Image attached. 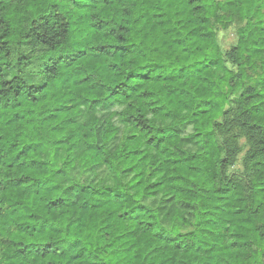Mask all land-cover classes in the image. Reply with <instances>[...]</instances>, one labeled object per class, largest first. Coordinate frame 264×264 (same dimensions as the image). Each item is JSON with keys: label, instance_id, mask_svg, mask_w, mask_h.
<instances>
[{"label": "trees", "instance_id": "16d2710c", "mask_svg": "<svg viewBox=\"0 0 264 264\" xmlns=\"http://www.w3.org/2000/svg\"><path fill=\"white\" fill-rule=\"evenodd\" d=\"M258 221L264 0H0V264H264Z\"/></svg>", "mask_w": 264, "mask_h": 264}, {"label": "clouds", "instance_id": "9594fccd", "mask_svg": "<svg viewBox=\"0 0 264 264\" xmlns=\"http://www.w3.org/2000/svg\"><path fill=\"white\" fill-rule=\"evenodd\" d=\"M55 51L58 52L59 50L57 49ZM48 54L51 55L53 53L49 52ZM142 64H146V65H148V67H142L141 66ZM49 71L52 72L54 79L59 78V72L58 71H56L54 69H49ZM141 71H151L153 73H158V72H161L164 70L157 68L155 66L154 61L151 59V57L149 55L144 54V53H141V55L137 58V63L135 65H132L131 63H129L128 60L121 58L120 62H119V67H118L119 77H118L117 82H119V79H123V77H125L128 74V72H141ZM167 71H171V69H167ZM133 82L134 81H131V80L126 81V83H133ZM30 83L39 85L42 82L40 81L39 78H37L34 81H30ZM103 154L104 153L102 152V155ZM69 159L71 161L72 158L70 157ZM120 170L121 169H120L119 162L114 160L112 163V167L110 169V174L112 176H115L118 174V172ZM94 174L95 173H92V174L84 173L82 171V169H79L77 167L74 169L67 170L66 175H65V181H66V184L90 183L92 185V187H100L104 183V180L101 179L100 177H97V180L93 181L91 177ZM89 194H91V189H89ZM73 195L75 198V193ZM136 199L138 201V198H136ZM148 215H150L152 220H153V225H152L153 231H159L162 228H169V227H173V226H175L176 231L182 230V228L180 227V223H179L178 219H176V218L169 219V218L163 216L162 214L157 213L155 211V206H153V211L151 213H148ZM258 223H260L262 226H264V221H258ZM262 230H264V228H262ZM262 243H264V241H262Z\"/></svg>", "mask_w": 264, "mask_h": 264}, {"label": "rangeland", "instance_id": "374dc122", "mask_svg": "<svg viewBox=\"0 0 264 264\" xmlns=\"http://www.w3.org/2000/svg\"><path fill=\"white\" fill-rule=\"evenodd\" d=\"M235 41H236V37H235V32L233 28L220 29L218 31V42L223 50L228 49L231 45L235 43ZM242 154L243 152L239 154L238 163L235 167L238 170L241 169V165L239 163H240Z\"/></svg>", "mask_w": 264, "mask_h": 264}]
</instances>
